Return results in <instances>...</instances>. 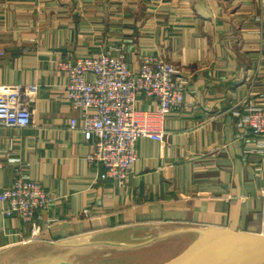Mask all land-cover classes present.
I'll return each instance as SVG.
<instances>
[{
	"label": "crops",
	"instance_id": "obj_1",
	"mask_svg": "<svg viewBox=\"0 0 264 264\" xmlns=\"http://www.w3.org/2000/svg\"><path fill=\"white\" fill-rule=\"evenodd\" d=\"M120 51L134 72L144 55L172 61L186 101L159 115L154 97L136 96L137 114L165 140L139 137L124 181L88 162L94 144L65 100L60 66ZM0 85L26 86L32 97L30 126H0L1 182L34 179L51 195L34 238L0 201V264L23 255L77 263L62 254L81 259L102 247L111 258L131 248L134 259L167 264L197 230L262 232L264 139L239 123L248 105L264 103V0H0Z\"/></svg>",
	"mask_w": 264,
	"mask_h": 264
},
{
	"label": "built area",
	"instance_id": "obj_2",
	"mask_svg": "<svg viewBox=\"0 0 264 264\" xmlns=\"http://www.w3.org/2000/svg\"><path fill=\"white\" fill-rule=\"evenodd\" d=\"M60 66L68 74L65 100L80 111L85 139L94 144L88 162L104 167L103 179L124 181L131 174L137 160L139 137L165 140L164 130L143 121L137 114L134 104L139 93L158 101L159 115L181 112L186 106L185 80L177 76L174 63L161 56L144 55L136 72L130 70L122 51L118 55L84 56L74 63L63 61ZM31 100V91L26 86L0 85V126H30ZM247 107L248 113L239 127L264 139V103ZM78 125L79 121L72 118L70 128ZM2 168L0 159V173ZM261 195L264 197V188ZM0 201L6 205L5 215L19 216L31 225V238L38 236L41 225L36 213L46 209L51 201L50 192L42 183L20 176L10 187H5L0 175ZM83 213L88 215L89 210Z\"/></svg>",
	"mask_w": 264,
	"mask_h": 264
},
{
	"label": "water",
	"instance_id": "obj_3",
	"mask_svg": "<svg viewBox=\"0 0 264 264\" xmlns=\"http://www.w3.org/2000/svg\"><path fill=\"white\" fill-rule=\"evenodd\" d=\"M197 237L167 264H264V225L261 233L225 227L197 230ZM29 264H77L42 257Z\"/></svg>",
	"mask_w": 264,
	"mask_h": 264
},
{
	"label": "rangeland",
	"instance_id": "obj_4",
	"mask_svg": "<svg viewBox=\"0 0 264 264\" xmlns=\"http://www.w3.org/2000/svg\"><path fill=\"white\" fill-rule=\"evenodd\" d=\"M103 249H98V248H87L86 254L81 255V259L79 258L80 256H75V255H70L69 254H62L63 256L67 255L71 259H77V264H157V261L152 260L148 261L145 259L140 258V255L136 256L135 259L133 256L129 255L128 251L131 248L125 249L120 251V253H127L124 255H119L120 257H115L111 258L110 256H105V253H109V248L107 247H102ZM105 248V249H104ZM105 256V257H104ZM76 257V258H75ZM84 257V258H82ZM40 258V257H39ZM60 258L61 257H56ZM33 260H27V255H23L21 258V261L17 264H29ZM160 264V263H159Z\"/></svg>",
	"mask_w": 264,
	"mask_h": 264
}]
</instances>
